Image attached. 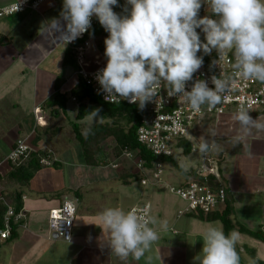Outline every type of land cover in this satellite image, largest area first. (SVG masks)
<instances>
[{
  "label": "crops",
  "instance_id": "obj_1",
  "mask_svg": "<svg viewBox=\"0 0 264 264\" xmlns=\"http://www.w3.org/2000/svg\"><path fill=\"white\" fill-rule=\"evenodd\" d=\"M19 1L0 0V7ZM123 1L126 3V0ZM48 2L39 10L17 14L31 24L29 33H23L19 41H15L12 34L16 30L14 25L6 21L3 24L2 20L5 19L0 18V37L4 40L0 44V229L4 224L2 209L5 206L1 203L2 197L6 200L8 195L21 194L25 214V218L17 224L14 236L12 233L7 240L0 238V264H195L194 257L202 249L204 232L210 226L224 231L223 223L219 220L207 221L195 214L179 217V211L185 209L187 203L179 197L183 204H177L175 199L166 195V185L171 186L173 183L168 181V184L165 182L159 186L143 185V177L132 161H129L133 165L129 174L126 166L120 162L118 168L112 167L115 163L112 161L109 164L89 165L73 129L77 122L82 132L86 133L89 124H84V121L89 117L82 121L76 119L78 103L74 98L66 109L46 107L47 102L57 93L70 94L79 82L75 67L64 65L66 52L71 47L56 40L55 36L59 33L49 29L46 19L37 18L42 17L41 10ZM51 11H54L53 8L45 10ZM59 15L60 12L56 10L54 18H59ZM96 40L101 46L104 45V36ZM63 45L65 49L61 65L50 70L43 69L45 63ZM69 67L72 72L74 69L76 71L70 74ZM61 79L63 83L59 89L57 83ZM72 102L76 107L71 106ZM11 108L16 112L23 111L20 121L11 119ZM232 114L236 113L229 111L220 118L207 116L195 126L205 125L204 121L209 118L210 126L216 119L213 126L217 128L221 118L231 119ZM249 114L254 119L259 117L264 123V112L254 111ZM233 126L225 131L222 139L215 135L213 141L219 146L213 151V156L218 160L221 182L228 192L227 201L232 204L231 219L234 224H242L251 231L264 232V131L253 129L251 134L242 135L238 123ZM68 127L69 132L65 131ZM65 132L70 141L79 144L82 152L79 161H62L59 158V150L62 148L59 147L62 144L60 139ZM19 139L26 140L36 151L42 150L52 161L57 162L56 165L43 166L27 185H20L9 177L18 163L10 161L8 156ZM186 141L189 142L187 148H192L189 153L191 155L196 150L193 142L183 139L178 146L183 147L186 153ZM109 142L104 144L106 150H111L116 144L114 140ZM63 143L68 148L66 146L69 144L66 141ZM199 154L203 158V154ZM227 159L231 160L230 166L224 173L222 165H225ZM121 171L133 178L123 180ZM186 174L183 173L185 180L176 186L188 183ZM148 176L151 174L148 173ZM117 183L123 187L118 189L120 194L115 195L110 186ZM108 195L109 198L115 195L113 201L107 200ZM71 196L74 197L72 200L77 207V216L73 236L70 241H66L58 238L51 230L49 217L51 210L60 207L66 199L71 200ZM227 201L215 212H222ZM146 202L152 206L151 218L156 223L151 227L159 234V239L139 261L131 255L121 260L111 251L110 233L102 221L101 213L109 207H118L127 212ZM233 231L237 233L236 250L240 264L264 262V242L240 231L238 227Z\"/></svg>",
  "mask_w": 264,
  "mask_h": 264
},
{
  "label": "clouds",
  "instance_id": "obj_2",
  "mask_svg": "<svg viewBox=\"0 0 264 264\" xmlns=\"http://www.w3.org/2000/svg\"><path fill=\"white\" fill-rule=\"evenodd\" d=\"M205 4L211 15L200 17ZM118 6L119 0H63L59 18L47 25L66 46L91 28L93 16L98 19L109 34L104 40L107 63L96 75L106 100H127L143 108L164 83L169 97H177L194 110L204 105L215 108L231 91L232 77L212 75L214 87L204 79L193 81L203 65L201 51L216 50L219 57L232 53L236 76L264 83V0H126L123 14L114 11ZM197 29L204 33V41ZM190 81L191 90H187ZM99 113L95 109L91 115ZM249 113L241 107L234 116L242 135L253 129L264 131L260 118ZM198 148L204 154L219 146L203 141ZM147 211L141 214L109 207L101 213L110 233L111 251L121 260L131 255L139 261L159 239L149 226L156 221ZM202 242L195 264H240L236 232L226 235L210 226Z\"/></svg>",
  "mask_w": 264,
  "mask_h": 264
},
{
  "label": "built area",
  "instance_id": "obj_3",
  "mask_svg": "<svg viewBox=\"0 0 264 264\" xmlns=\"http://www.w3.org/2000/svg\"><path fill=\"white\" fill-rule=\"evenodd\" d=\"M48 0H20L6 7H0V18L12 16L15 14H23L28 11L39 10L41 6ZM200 17L211 15L207 5H202ZM97 18L93 16L91 28L80 35L75 41L67 44L70 46L75 55L78 65L76 72L80 78L90 86L96 95H99L105 102L110 104H126L129 106H138V104L129 103L127 100L120 102H112L106 100L104 93L96 79V75L100 69L106 66L107 62L100 64L94 69H88L86 51L91 43L88 39L89 33L93 26L97 24ZM200 38L204 41V33L199 29ZM198 55L203 56L202 67L194 74L193 81L196 79H204L208 81L209 87H214L211 83V76L232 77L231 91L227 93L222 102L215 108L209 109L207 105L201 107L197 111L190 107L186 102L179 100L177 97H169L167 94V86L162 83L157 89L156 97L148 102L143 108L146 116L143 118L141 126L138 130V141L145 146L155 157L159 158L152 169L145 167V161L137 157L136 152L125 150L124 156L130 160H134L140 172L143 173L141 183L145 186L153 184L159 186L165 183L163 179L164 161L163 159L174 156V147L185 139L190 130L195 127L202 119L207 116L222 117L229 111L237 113L238 109L244 107L249 112H264V83L254 80L243 79L234 74L233 63L234 56L230 52H225L220 57L216 50L210 54H204L202 51ZM207 61H209L207 63ZM217 61V63H213ZM192 81L188 82L187 90H191ZM74 100H76L74 98ZM179 142V143H178ZM210 150L203 154L202 163L197 168V174L203 178V182L191 181L181 186H170L166 188L171 193L177 195L187 203V207L180 210L178 216L186 214H204L208 215L215 212L221 204H224L228 198L226 187L221 182L220 167L218 160L213 156ZM32 152H36L35 148L27 143L24 139H19L9 154L8 159L14 163H19L29 157ZM44 166L54 164L51 157L48 156L41 161ZM113 168H118L119 163L112 164ZM151 174V178L148 176ZM212 178L218 183L217 187L213 186ZM1 203L6 207L4 214L3 228L0 230V238L7 240L11 238L13 226L21 222L25 218L24 212L17 213L15 208L7 203L2 197ZM1 208V207H0ZM151 218L152 206L149 202L141 206H137L132 210L145 214ZM77 216V207L74 201L66 199L58 208L50 212V228L54 234L63 240L70 241L73 236L75 219ZM152 224L149 226L151 227Z\"/></svg>",
  "mask_w": 264,
  "mask_h": 264
},
{
  "label": "trees",
  "instance_id": "obj_4",
  "mask_svg": "<svg viewBox=\"0 0 264 264\" xmlns=\"http://www.w3.org/2000/svg\"><path fill=\"white\" fill-rule=\"evenodd\" d=\"M125 2L119 0V6L114 7V11L123 14V8ZM130 7V6H129ZM109 35L104 28L100 25L97 20V24L91 29L88 39L101 37ZM3 38L0 37V44L3 43ZM209 61H207L208 63ZM64 65L77 67L74 51L69 48L65 55ZM62 79L58 81L57 88L60 89L62 84ZM75 98L78 103V110L76 119L82 121L87 117H91V113L95 109H100L99 116L95 117L97 123L90 126L86 133L82 132L81 125L77 122L74 123L73 129L74 134L78 142L80 143L83 151L84 158L89 165H100L101 163H110L114 161L121 165L126 166V171L129 174L131 166H133L123 154L125 150L136 152L137 156L145 161V167L152 169L159 158L155 157L145 146L140 144L138 141V130L141 126L143 118L146 116V111L138 106H129L126 104H110L105 102L99 95H96L93 89L88 86L81 78L75 88L70 92V94H60L57 93L54 98L47 102L46 107L58 109H66L68 103ZM112 119L113 123L105 122L106 120ZM119 119L126 121V127L119 124ZM103 122V123H102ZM113 139L116 144L111 150H106L104 144L109 140ZM186 148V153L189 154L191 147L189 142L184 143ZM48 154L41 151L32 152L28 158L19 162L14 170L10 174L12 180H16L20 185H27L36 175V173L44 166L41 161L47 158ZM164 162H173L175 167L186 174L183 168L175 161L173 157L163 159ZM54 162L53 165H56ZM125 170V169H124ZM123 172V171H121ZM189 181H199L203 182V178L200 177L196 170L188 174ZM123 180H126L128 176L123 172ZM212 183L214 187L218 186L215 178H212ZM8 197V198H7ZM6 201L9 205L13 206L17 213L23 211V201L21 194H11L6 196ZM6 212V207H3V216ZM233 213L232 204L227 201L225 209L222 212H213L208 215L199 214L200 218L207 221H221L224 225V233L227 235L232 232L237 227L240 231L248 233L249 235L257 238L258 240L264 242V232L263 231H251L242 224H234L231 215ZM17 225L13 226V236L16 232ZM1 230V229H0ZM239 254V253H238ZM264 264V262H261Z\"/></svg>",
  "mask_w": 264,
  "mask_h": 264
},
{
  "label": "rangeland",
  "instance_id": "obj_5",
  "mask_svg": "<svg viewBox=\"0 0 264 264\" xmlns=\"http://www.w3.org/2000/svg\"><path fill=\"white\" fill-rule=\"evenodd\" d=\"M61 5H63V2H61V0H49V2L47 3V6L43 7L41 10L43 13L42 17H37V18L39 20H45L46 19L47 20L46 23H49L48 21H50L52 18H54L56 10L61 12V9H60ZM52 8L54 11L45 12L46 9H49V11H50V9H52ZM44 12L46 14H44ZM17 17H18L17 14L12 15V16L2 17L5 19V20H2L3 24H4V21L10 22L11 25H14L13 27L16 28V30L12 32V34L14 33L13 36H15V38H14L15 41H19L21 35L23 33L28 34L30 29H31V24L28 23V21L25 22L24 19H22V17H18V19H16ZM0 22H1V20H0ZM36 28H37V26H36ZM107 36L108 35H106L104 37V39H106ZM96 38H99V37H96ZM96 38L91 39V41H90L91 45L86 51V59H87L88 69H94V68L98 67L100 64L107 62V58L104 55L105 45L101 46L100 44H98ZM64 49H65V47L63 45L62 48L58 52H55L50 57V59L45 63L44 67H42V68L50 70L52 68L59 67L62 63V55H63ZM75 69L77 70V68H75ZM75 69L73 70V72L76 71ZM70 70H71V73L70 72L69 73L73 74L72 69H70V67H69L68 71H70ZM77 79H78V77H77ZM75 82H76V80H75ZM71 106L76 107V104L72 102ZM76 109L78 110L77 107H76ZM11 110H12L11 115H10L11 119L13 121H17V120L20 121L19 119H21L23 117L22 116L23 111L17 110V112H16L15 109H13V108H11ZM73 114H74V111L72 112V115ZM70 115H71V113H70ZM234 116L235 115H233V114L230 115V117H232L231 119H228L227 117L221 118L220 123H219L217 128L215 126H213V125H215L216 119L212 121L213 125L210 126L211 123L209 122V118H207L204 121L205 125L195 126L192 128L193 130L192 129L190 130V132H191V133L189 132L190 135L188 134V136L185 139L193 142L194 145H196V150L194 152H192L191 155L190 154L187 155V153H184L183 147L178 146V145H176L174 147L173 158L183 168V170H185L186 172H192V171L197 170L199 165L202 163V159H203V158H201V155L199 154L198 145L200 143H202L203 141H207L208 143L213 142L215 139V135L219 137L218 139H222L226 133L225 131H227V129H231L234 127L233 124L236 123V121L234 120ZM105 122H108L111 124V123H113V120L109 119V120L104 121V123ZM118 122H119V124L124 125V127L127 128L125 126L126 125L125 120L119 119ZM96 123H97V121H96L95 117H93V116L87 118L84 121V124H89L88 128L90 126L96 124ZM69 129L70 128L68 127L65 131L69 132ZM60 140H61L62 144H60L61 143L60 142L59 147L62 146L63 149L61 148L59 150V158L62 159V161L68 160V161L76 162V161H79L80 159H82V152H81V149L79 147V144L76 143L75 141H70L67 138L66 132L62 134ZM111 140L113 141V139H109L107 142H109ZM65 141H66V143L69 144V146H66L68 148H65V146H64L65 143H63V142H65ZM109 143H111V142H109ZM108 146H110V145H108ZM226 158H229V156H227ZM130 161L134 162V164L136 165L134 160H130ZM230 161L231 160H228V159L226 160V162H225L226 167H225V165L224 166L222 165V169L224 170V173H226L228 171V168L230 166ZM232 164L233 163H231V166H232ZM136 168H137V166H136ZM140 173H141L140 176L142 177L143 173L142 172H140ZM163 179L167 184L169 182L173 183V185H171V186H176L181 181L185 180L183 173L175 167L173 162H166L164 164ZM120 185H121L120 183H117V185H115V186H110L112 188L111 192H113L115 195L120 194V193H118V189L123 187L122 185L121 186ZM108 186L109 185H107L106 187H108ZM133 186H135V184H133ZM167 187H168V185H166V188ZM115 195H111L110 198L108 195L107 200L113 201ZM166 195L170 196L171 199H175V202L177 204H180V203H181V205L183 204V201H180L181 199H179V197L175 196L173 193L171 194L170 191L166 192ZM72 199H74L73 196H71V200ZM222 208H223V205H222Z\"/></svg>",
  "mask_w": 264,
  "mask_h": 264
}]
</instances>
